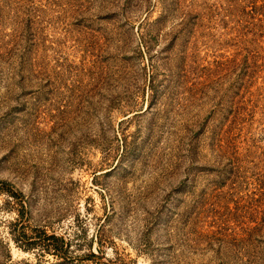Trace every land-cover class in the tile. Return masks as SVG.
I'll return each instance as SVG.
<instances>
[{
    "label": "rangeland",
    "instance_id": "rangeland-1",
    "mask_svg": "<svg viewBox=\"0 0 264 264\" xmlns=\"http://www.w3.org/2000/svg\"><path fill=\"white\" fill-rule=\"evenodd\" d=\"M0 264H264V0H0Z\"/></svg>",
    "mask_w": 264,
    "mask_h": 264
},
{
    "label": "trees",
    "instance_id": "trees-1",
    "mask_svg": "<svg viewBox=\"0 0 264 264\" xmlns=\"http://www.w3.org/2000/svg\"><path fill=\"white\" fill-rule=\"evenodd\" d=\"M3 185H6V182H3Z\"/></svg>",
    "mask_w": 264,
    "mask_h": 264
}]
</instances>
